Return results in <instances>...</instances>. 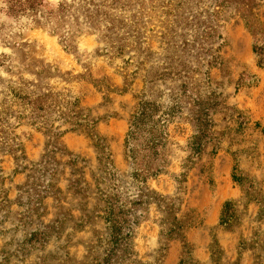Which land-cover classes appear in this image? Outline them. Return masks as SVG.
Instances as JSON below:
<instances>
[{"label": "rangeland", "instance_id": "rangeland-1", "mask_svg": "<svg viewBox=\"0 0 264 264\" xmlns=\"http://www.w3.org/2000/svg\"><path fill=\"white\" fill-rule=\"evenodd\" d=\"M34 1L0 0V264H264V0Z\"/></svg>", "mask_w": 264, "mask_h": 264}, {"label": "crops", "instance_id": "crops-1", "mask_svg": "<svg viewBox=\"0 0 264 264\" xmlns=\"http://www.w3.org/2000/svg\"><path fill=\"white\" fill-rule=\"evenodd\" d=\"M221 154V153H220ZM226 170V169H224ZM230 180H232L233 185H231L228 189H226V192L228 193V196H231V199H237L238 197L240 198L244 193H243V188L240 186L238 182H236L233 178V176L230 174L229 175ZM235 197V198H232ZM222 205L219 204L218 208H214V220L216 219L218 222L220 220V213L222 210Z\"/></svg>", "mask_w": 264, "mask_h": 264}, {"label": "trees", "instance_id": "trees-1", "mask_svg": "<svg viewBox=\"0 0 264 264\" xmlns=\"http://www.w3.org/2000/svg\"><path fill=\"white\" fill-rule=\"evenodd\" d=\"M20 1L21 0H17V2L12 3V10H13V6H21V8H19V9L16 8L15 9V11L18 12V14H23L24 13V11H21L22 8H25V10H26V9H29L30 7H35L36 6V2L35 1L31 2V0H24L23 3L22 2L20 3ZM225 209H226V207H224V209H223L224 212L226 211ZM223 219H224V216L222 217V221H221L222 223L224 222Z\"/></svg>", "mask_w": 264, "mask_h": 264}]
</instances>
